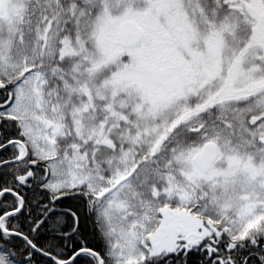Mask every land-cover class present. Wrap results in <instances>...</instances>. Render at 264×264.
Segmentation results:
<instances>
[{"label":"snow or ice","instance_id":"1","mask_svg":"<svg viewBox=\"0 0 264 264\" xmlns=\"http://www.w3.org/2000/svg\"><path fill=\"white\" fill-rule=\"evenodd\" d=\"M0 264H264V0H0Z\"/></svg>","mask_w":264,"mask_h":264}]
</instances>
